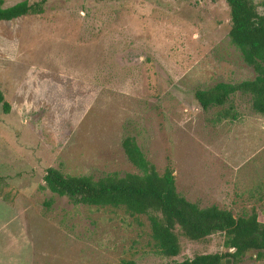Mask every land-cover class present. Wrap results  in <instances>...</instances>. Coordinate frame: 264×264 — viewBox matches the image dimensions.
I'll return each mask as SVG.
<instances>
[{
	"label": "rangeland",
	"instance_id": "rangeland-1",
	"mask_svg": "<svg viewBox=\"0 0 264 264\" xmlns=\"http://www.w3.org/2000/svg\"><path fill=\"white\" fill-rule=\"evenodd\" d=\"M251 1L264 15V0ZM227 29L223 0H48L0 21V264H175L222 250L220 235L180 238L163 257L145 214L74 206L40 187L49 166L139 173L125 135L158 174L172 170L186 200L264 221V115L245 94L203 110L192 93L253 77ZM233 264L264 258L249 251Z\"/></svg>",
	"mask_w": 264,
	"mask_h": 264
},
{
	"label": "trees",
	"instance_id": "trees-1",
	"mask_svg": "<svg viewBox=\"0 0 264 264\" xmlns=\"http://www.w3.org/2000/svg\"><path fill=\"white\" fill-rule=\"evenodd\" d=\"M228 10L227 38L240 59L253 71V77L236 82L216 81L193 89V98L207 110L229 103L234 93L248 95L250 108L264 115V15L259 14L251 0H223ZM48 0L28 2L21 0L3 5L0 0V21L25 14H38ZM0 105L4 112L9 104L0 91ZM230 115L224 111V116ZM126 159L139 173L110 172L100 176L68 175L59 168L46 167L41 188L52 195L63 197L71 205L123 206L131 214H145L150 236L160 255L176 256L180 251V238L203 242L212 235L222 237V250L195 253L175 264H233L249 251L264 258V221L255 212L234 217L231 212L216 205L199 207L186 200L175 190L172 170L165 168L158 174L146 158L134 137L125 135L120 141ZM50 204V199L43 202ZM104 264H136L133 260H120Z\"/></svg>",
	"mask_w": 264,
	"mask_h": 264
}]
</instances>
